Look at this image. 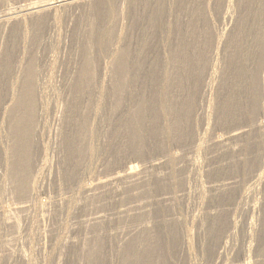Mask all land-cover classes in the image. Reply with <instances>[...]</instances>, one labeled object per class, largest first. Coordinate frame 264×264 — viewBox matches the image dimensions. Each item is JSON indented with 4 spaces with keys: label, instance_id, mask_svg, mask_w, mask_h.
<instances>
[{
    "label": "bare ground",
    "instance_id": "1",
    "mask_svg": "<svg viewBox=\"0 0 264 264\" xmlns=\"http://www.w3.org/2000/svg\"><path fill=\"white\" fill-rule=\"evenodd\" d=\"M174 3L175 0H38L36 2L31 1L30 3L20 5L19 0H0V5L2 7L0 9V66L5 71V74L3 72L2 76L6 83V92L8 95V97H5L4 102L3 99H0V110H2L3 113L1 116V119H3L1 126L2 128L8 126L14 141L12 153H8L4 150L5 159L10 160V158L16 154L14 151L18 148L23 149L22 154L24 158L21 159L41 157V153H36L35 155L32 153L40 147L38 144L39 147L35 144L33 138V135L38 130L37 128H39L37 127L36 118H44L49 114V99L54 100L56 96L57 98L54 100L51 108L56 110L55 112L59 114L60 120L64 121L65 118H69V112L72 109H74L75 112L72 119L74 120L76 133L74 139H72L70 143L69 152L71 155L90 154L92 159L94 154L109 153V147L113 148L117 144L121 146L124 144L122 142L128 144L129 139L136 142L137 146L136 149L129 144V147L132 148L130 151H144L147 149L146 147L150 136L153 137L156 142L160 140V144L154 146V150L179 149L185 146L183 145L184 139L187 140L186 145H188L189 140L192 142L190 148L203 147V145H201L202 138H200L201 136L197 137L196 133H194L191 122L196 112H198L199 107H202L204 104L200 103V99L208 95L206 92L210 81L213 80L216 82L217 78L215 75L219 78L220 73L222 79H225L224 77L227 73L229 77H231L230 85L233 89L231 91L229 90V94L232 102L241 101L239 93L236 92L237 88H235L239 85L242 87L239 92L243 91V88L246 92L244 96V101L246 103L245 106L238 105V108H240L239 112L241 113L239 115L240 118H231L229 119L231 120L230 123L227 119L228 121L226 123H229L231 127L228 128L224 123L226 125V128L225 126L223 127L224 133L218 134V132H215V127L218 126L219 120L216 119L215 122L211 123L210 117L213 114H209L212 111L210 108L216 110L218 107L216 102L209 101L207 107L210 108L207 112H209L208 118H210V120L207 123L208 125L205 123V125H207L204 130L206 134L202 135L206 136H204L205 138L203 137V141L206 140L205 142H209L207 146L223 145L226 148L230 147V149L234 147L233 144L264 142V0H178L177 4L179 5L176 10L173 8ZM228 21L232 24L231 26H229V24V27H223L221 31L219 28H216V26L218 27L217 22L226 25ZM76 29L79 30L80 36L85 41L86 46L83 48L82 52H80L82 60H80L79 65L76 68L70 67L66 71L67 76L65 77V83H67L68 78H70V81L68 85H64L63 83L61 89V86L54 84V82L52 83L53 79L50 75L52 80H48L49 78L40 79V77L43 71L52 73L56 70V68H58V63L60 67H65V65L62 64L64 61L69 60L70 62L72 59H77L71 56H77L79 53L78 49L73 50L71 48V50L66 49L67 51L64 49L69 44H67V40L70 32L72 34ZM74 37L75 36L72 34L71 40ZM10 41H12V47L11 50L7 51L5 49H7ZM13 44H15L16 47H13ZM45 51L48 52L45 53ZM220 54H224V57H219ZM227 57L230 58L229 61L231 60L232 63L230 67L225 63L228 59ZM220 58L223 59L224 63L222 67H220L219 61V66L216 65L217 60ZM141 70H145V73L147 72L146 70H148L151 73L150 76L147 75L148 78H150L148 81V88L146 89H151L150 92L155 95L154 101L149 100V94H141V90L134 86L136 81H141L140 78H142V76L139 75ZM116 73H119V77L115 78L114 75ZM45 77H48V74ZM153 82L155 83V88L152 89L151 84H153ZM211 83L213 85L215 84L213 82ZM213 85L211 88H213ZM60 90L61 93H63V91L67 93V98L63 99L66 101V104L62 107H60ZM237 94L238 98H236ZM133 96L138 98V101H140L138 105L140 106L135 107L134 115L131 119L132 121L129 124V126H133L132 133L128 134V126L126 127L123 118H126L129 112H132L131 108L134 105L132 104V106L129 104L132 98L129 100L128 97ZM211 98L212 96H210V99ZM131 102L132 101H130V103ZM148 114L154 119L149 121L148 116L146 118ZM217 115L218 110L216 112V116ZM46 125L48 126L47 123ZM151 126L154 128L153 135L149 132ZM197 127L198 126H196V128ZM5 136L7 135L5 134ZM196 137L199 142L193 145V139L196 140ZM123 139L124 141H122ZM34 148L36 150H34ZM6 149L8 150L7 147ZM234 150L233 153L235 152ZM246 151L247 149L244 154ZM225 155H227V153ZM195 156L198 157L196 154ZM241 157L243 156L241 155ZM91 159L90 162L92 161ZM161 159L160 161H150L148 165L145 164L146 166L144 168L139 167L140 165L138 164H130L127 168V172L122 173L126 175L125 177H113L114 181H111L109 184H107V181L103 186H111V188L121 187L119 189L121 190V183L125 180L126 182L130 180L134 183L140 182L143 177L142 173H144L145 170H158L159 167L164 164V160ZM176 159V154L170 155L166 159V163L170 164L171 168L169 173H167L169 175L166 177L170 186L171 184L173 186L177 184ZM196 160L198 159H193L190 156L187 163L193 168H196L198 164ZM46 162L48 161L44 160L43 164ZM246 163L247 162L243 164L244 167ZM87 164L92 165L91 163ZM43 166L42 169L44 168ZM91 167H89L90 170ZM23 168V174L18 175V177L16 176L17 178L14 179V186L21 191L19 192L21 197H18L21 199L18 200L20 201V203H18L19 205H14V207L2 206L0 210V212L3 213V225L12 227L13 229L19 228L21 214L27 212L28 208L32 207L34 203V201H32V204H30L28 202L29 200L26 202L23 201V199L29 198L26 197V195H28V191H31V186L34 188H32L33 191L36 190L37 181L35 180V176H33V169L30 163ZM86 168L87 167H85V171H88ZM199 169L202 168L200 167ZM36 174H38L37 171ZM89 175L91 176L92 174L89 173ZM32 177L34 178L32 179ZM71 179L73 178L71 177ZM79 181L80 180H78V182ZM243 182H245V180H243ZM252 182L249 189H254L264 184V165L262 172H258V174H256V179L252 180ZM178 183L180 182L178 181ZM82 184L83 183L80 185ZM202 184L204 186L199 185L196 190L201 200L208 197L210 192L218 190L219 187H222V189L224 187L228 189L231 187V183L227 182H221L217 187L215 185L206 186L204 182ZM91 187L93 186H83L82 196L78 195L75 198L72 197V199H67V197L60 199V203H58L57 207L60 206L69 210L67 204L71 208L77 206V204H82V198H86L85 193L88 191V188ZM70 188H72V186ZM134 189H138V186ZM149 189L152 191V189L147 186V195L153 193L151 192L149 194ZM189 189L191 190L192 188L189 186ZM257 189H259V187ZM2 190L4 191V189ZM182 192L181 199L187 198V192L184 190H182ZM121 193L123 194V192ZM178 193L179 192H177V195H180ZM240 193H242V191ZM130 194L136 202L140 203L136 205L139 206V208H135L134 206H131L128 210L124 208L119 211L120 214L118 215L131 216L133 210L138 212L136 215L135 212H133L132 215L135 217L134 223H136L134 229L137 228L136 230H141V234L137 236L135 244L137 247L136 250H143V247H157L160 244V236L151 239L147 235L150 230H153V225H151L153 222L151 220L152 216L138 211L140 208L142 209V203H145L147 199L149 201L150 197L147 195L145 197L144 194H141L137 190L132 191ZM153 196L156 197L155 195ZM142 199H144L143 202ZM165 199L171 201L174 197H166ZM202 202L204 203V201ZM261 204L260 209H258L257 217L255 216L257 206L249 204V209L244 205L242 206V209L245 211L247 210L248 214L244 226L242 224L240 228L239 221L236 220L237 212H235L234 215H229L226 221L220 222V226L216 230L217 236L214 234V243H211L212 246L209 248L206 259H204V264H226L228 262L229 264H264V198ZM51 209L52 207L43 210L41 216L43 217V215L46 212H50ZM233 210L236 211V209ZM251 210L253 216H251V220H249L248 217ZM117 213L118 211L116 214ZM162 214L164 215V213ZM28 216H30L29 213ZM209 217H211V215H208V218ZM255 217L257 220L253 219ZM197 220V217H193L191 225H188L185 221L183 228H181L183 236L182 243L185 247L188 259L185 264H202L198 258L194 261L192 256L195 239L194 235L197 233L194 226L198 224ZM207 222H205V225L201 224L202 228L199 229L202 230L205 227L209 234H211L212 225ZM132 230H128L127 232H125L126 230H118L117 232L114 231V233L115 235L119 232L121 235L123 233L129 235L133 232ZM144 235H147V237L143 238ZM237 236H241L242 239L239 240ZM234 238H237L240 243H235L232 246L230 244V242H232L230 239ZM70 239L66 235L56 238L53 240V247L55 246L54 248H56L61 245H66L74 240ZM229 244L232 247H229ZM168 246L169 245H167V248ZM95 247L96 244L94 248ZM226 247L230 250L232 249V252L229 254L226 253V251L224 252L223 249ZM160 248L161 247H159V249ZM195 252L197 251L195 250ZM144 254L145 251H142L140 257L143 258ZM17 255L19 256L18 258H21L22 262L30 264L31 258L25 253L18 251ZM0 256H2V253ZM140 257L136 255L137 263L138 260L143 263ZM154 258L155 254L150 252V261ZM167 259L165 257L163 260L159 261L157 258V260H155L156 262H150L149 264H168L166 262Z\"/></svg>",
    "mask_w": 264,
    "mask_h": 264
},
{
    "label": "rangeland",
    "instance_id": "2",
    "mask_svg": "<svg viewBox=\"0 0 264 264\" xmlns=\"http://www.w3.org/2000/svg\"><path fill=\"white\" fill-rule=\"evenodd\" d=\"M19 1H20V5H22V4L30 3L31 1L36 2L38 0H19ZM177 2H178V0H175V3L173 5L174 6L173 8L175 10H176L177 6L179 5V4H177ZM1 8L2 7L0 5V9ZM217 23H218V27L216 26V28H219V30L221 31L223 27H227L230 24V21H228L226 23V25L221 24L219 22H217ZM231 25L232 24H230L229 26H231ZM59 28L63 29L61 27H59ZM74 31L72 32V34L75 37L71 40L72 34L70 32V35H69L68 40H67V44L68 43L69 44L64 49L65 50L66 49L71 50V48L73 50L78 49V52H79L78 55L75 57L71 56V57L77 58V59H72V60H70V62H69V60L64 61L62 64L65 65V67H60V64L58 63V68H56V70H54L52 72L53 75L51 72L48 73V71H47V73H46V71H43L41 73L42 75L40 74L41 75L40 79H45V78L46 79L49 78L48 80L53 79L52 83L54 82V84L61 86V89H62L63 83H64V85H68V83L70 81V78H68L67 83H65V81H66L65 77L67 76L66 71L70 67L76 68L79 65L80 60H82L81 56H80V52H82L83 48L86 46L85 41L80 36L79 30L76 29ZM11 47H12V41L9 42V45H8L7 49H5V50H7V51L11 50ZM13 47H16V45L13 44ZM47 52L48 51H45V53H47ZM223 55L224 54H220L219 57H224ZM227 58L228 59L225 63L230 67V66H232V63H231V60L229 61L230 58L229 57H227ZM218 61L220 62V67H222V64H224L223 59L220 58L217 60V64H216L217 66H219ZM146 71L147 72L145 73V70H141V72L139 73V75L142 76V78H140L141 81H136L134 83L135 84L134 86H136L137 89L141 90L140 91L141 94H144V93L149 94L150 95L149 100L154 101L155 95L150 92L151 89H146V88H148V81L150 78V77L148 78V76L151 75V73L148 70H146ZM0 72H1L0 73V99H3V102H4L5 97H8V95L6 92L7 91L6 83H5L3 76H2V73L4 72V74H5V71L1 68V66H0ZM47 74H48V77H45V76H47ZM49 75L52 77V79ZM219 75H220L219 78H218V76L215 75V77L217 78L216 82H214L213 80L210 81V83L207 87L208 90L206 92V94H208V95H205L200 99V103H204V104L202 107H199L198 112H196V115H194L195 117L191 122L194 133H196L197 137L201 136L200 138H202L201 139V143H202L201 145H203V147H191L190 148V145L192 144V142L189 140L188 145H186L187 140L184 139L185 141H183L184 142L183 145H185V146H183L179 149L173 148L174 150H172V149L154 150L153 149L154 146L160 144V140H158L156 142L155 139L150 136L148 143H147V147H146L149 151V154H148L147 149L144 151H141V150H139V151H134V150L132 151L131 150L130 151V149H132V148L129 147V144L131 145V147L136 148V149H137V146H136V142L129 139L128 144H126V142H122L124 144L121 146L119 144H117L113 148L109 147L110 148L109 153L94 154L92 156V159H91L90 154L77 155L78 157L76 155H71L69 152L70 143H71V140L74 139V135L76 133V128H75L74 122H73L74 120L72 119L74 117L73 114L75 112H74V109H72L71 111L69 110L70 111L69 112L70 120L68 117L65 118L64 121L60 120L59 114L57 112H55L56 111L55 109L53 110L51 108L54 100L57 98V96H56V98H54V100L49 99V103H48L49 114L46 115L44 118H41V117H40V119L36 118L37 127H39L40 129L37 128L38 130L33 135V138L35 140V144L36 145L38 144L40 147L37 145L39 147V148H37L38 150H36L34 148V150H36L37 152L35 151L32 153H34V155L36 153L37 154L41 153L42 154V155L40 154L41 157L40 158L21 159V158H24V155L22 154L23 149L18 148L16 151H14V153H16V154H14V156L12 158H10V160H6L4 153H5V151L8 153L13 152L12 148L14 149V141L12 139V136L10 134V130L8 129V126L6 128L5 127L2 128V126H1L2 120H3V119H1L2 118L1 116L3 115V113H2V110H0V120H1L0 121L1 122L0 123V127H1L0 128L1 129L0 130V136H1L0 137V178H1V180H0V191H1L0 192V194H1V196H0V200H1L0 201V203H1L0 204V210H1L2 206L14 207V205H19L18 203H20V201H18V200H21V199L18 197H21V195L19 193L21 191L17 187L14 186L15 185L14 179H16L18 177V175L23 174V172H24L23 167H25L29 163L33 169V176H35V178H36L35 180H37L36 181V187L35 186L34 187L36 190H38V191L34 190L35 191L34 192L33 191L34 188L31 186V191L30 192L28 191V195H26V197H29V198L23 199V201H25V202L27 200H29L28 202L30 204H32V201H34V203H33L32 207H29L30 210L28 208L27 212L21 214V220H20L19 228L13 229L12 227L3 225V222H2L3 213L0 212V223L2 222L0 224V226H1L0 227V242L2 241L0 243V246H1L0 247V255L2 253V256H0L1 257L0 258V264H25L24 262H22L21 258H18L19 257L17 255L18 251H22V253H25L29 258H31L30 264H117V262H118V264H149L150 262L151 263L156 262L155 260H157V258L160 261V260H163L165 257H166V259L168 258L166 261L168 264H175V263L176 264H185L188 261V259H187L185 247L182 243V237L183 236H182L181 228H183V224L185 221H186L185 223H187L188 225H191L193 217L198 218V220H197L198 224H195V226H194L195 229L197 230V233L194 235L196 240L194 239L192 256L194 258L193 259L194 261L196 260V258H198L200 263L204 264V261H205L204 259H206L207 253L209 252V248L214 243L213 237L217 236L216 230L220 226V222L226 221V218L229 215H231V214L234 215L235 212H237L236 213L237 214L236 220L239 221V228L241 227L242 224L244 226V222L246 221L248 211L243 210L242 206L244 205L248 209H249V204L257 206V209L255 210V216L257 217L258 216V209H260V207L262 205L261 203H262L263 198H264V188H263L264 184L262 186L259 185L254 189H249V186H250L252 180L256 179V174H258V172L259 173L262 172V170H263V165H264L263 164L264 163V144L263 143L264 142L247 143V144H233L234 147L237 146V147H235V150H234V147H232L230 149V147L226 148L223 145L207 146L209 144V142L208 143L205 142L206 140L203 141L205 138L204 136H206V135H202V134H206L204 130H205V127H207V125H208L207 123L210 120V118H211V121H210L211 123L215 122L216 119L219 120L218 126L215 127V132H218V134H222V132L224 130L223 129L224 126H225V128H226V125L228 126V128L231 127V126H229L230 125L229 123L231 121L229 119L236 118V117L240 118L239 115L241 113L239 112L240 108H238V105L239 106H245V103H246L244 101V96H245L246 92H245L244 88L242 89L243 91L239 92L242 88L239 85H237V87H235V88H237L236 92H238L240 95V98H241L240 102L241 103L239 101H236L235 103L232 102V100L230 99V94H229L230 91L233 89L230 85L231 84V80H230L231 77H229L228 73L224 77L225 79L221 78V73ZM114 77L115 78L119 77V73H116L114 75ZM215 77H214V80H215ZM226 79H227V81H226ZM137 82H138V84H137ZM211 82H213L215 84L213 85ZM54 84H52V85H54ZM211 84L213 85V88H211V86H212ZM229 86H230V88H229ZM151 87H152V89L155 88L154 82H153V84H151ZM66 88H67V86H66ZM210 89H212V90H210ZM63 90H64V88H63ZM59 93H60V107H62L64 104H66V101H64L63 99L67 98V95H66L67 93H65L64 91H63V93H61V90ZM210 96H212L211 99H210ZM128 98H129V100H130V98H132L130 100L132 102L130 103V101H129V104H131V105L133 104L134 106L133 105H132L133 107L131 106L132 112H129L130 115L128 114V116L126 118H123V121H124L126 127L128 126V128H127L128 134L129 133L131 134L133 126H129V124L132 121L131 119L134 115L135 107L140 106V105H138L140 103V101H138V98L136 96L128 97ZM236 98H238V94L236 95ZM209 101H213L214 103L216 102L218 109L215 110L214 108L209 107L210 110H212V111L210 113L207 112V111H209L208 110L209 108L207 107ZM69 104H71V103H69ZM203 108H205V109H203ZM217 110H218V115L216 116ZM223 112H224V114H223ZM208 113L213 114V115L212 116L209 115L211 117L208 118ZM233 113H234V115H233ZM199 114H201V115H199ZM147 116H148L149 121L154 119L149 114L146 115V118H147ZM196 116H197V118H196ZM200 116H201V118H200ZM227 119L229 120V123H226L228 121ZM46 123L48 124V126L46 125ZM205 123L207 125H205ZM193 124H194V126H193ZM196 126H198V127L196 128ZM239 126H241V125H239ZM72 127L74 130L72 129ZM188 131H191V130H188ZM149 132H151V134L154 132L153 126H151ZM5 134L7 136H5ZM197 137H196V140L193 139V145H195L199 142V141H197ZM36 138L38 141L36 140ZM124 139H125V136H124ZM124 139L122 141H124ZM245 145H247V146H245ZM6 147L8 148V150L6 149ZM246 149H247V151L244 154ZM261 149H262V151H261ZM233 150L235 151L234 153H233ZM237 151H238V153H237ZM170 152H172V153H170ZM226 153H227V155H225ZM228 153H229V155H228ZM174 154L177 155V159H178V160L176 159V163H177L176 164V166H177V168H176L177 184L175 185L176 187L173 186L172 184L170 186L169 181L166 178L169 175L167 173H169V171L171 170L170 164L166 163V159L170 155H174ZM195 154L198 155V157H196ZM200 154H202V155H200ZM233 154H234V156H233ZM240 154L243 157H241ZM237 155L238 156L240 155V156L238 157ZM190 156L193 159H198V160H196L199 164V165L197 164L198 167L196 166V168H193L192 166H190L187 163V160H188V158H190ZM199 157H200V159H199ZM237 158H238V160H237ZM90 159L92 160L91 162H90ZM160 159L164 160L163 161L164 164L161 167H159L158 170H154V171L151 169H147L148 171L145 170L144 173H147V174L142 173L143 177L141 178L140 182L138 181V182L134 183L131 180L126 182V180H125L124 182L121 183V186H122L121 190H119L121 187L120 188H114V187L111 188V186H106V187L103 186V184L106 183L107 181H108L107 184H109L111 181H114L113 177H116V176H119V177L121 176L120 178L125 177L126 175L122 174V173L127 172V168L130 166V164H138V165H140L139 167L144 168L146 165L149 164L150 161H152V160L160 161ZM44 160L48 161V162L44 163L45 165L43 164ZM199 161H200V163H199ZM233 161H235V162H233ZM84 162H85V164H84ZM245 162H247V163L244 167L243 164ZM87 163H91L92 165L87 164ZM231 163H233V164H231ZM252 163H253V165H252ZM187 164H188V166H187ZM235 165H237L238 167ZM42 166L44 167L43 169H42ZM85 167H87L86 170H88V171H85ZM89 167H91V170L92 169L93 170L91 171L89 169ZM200 167L202 169H199ZM239 167H241V168H239ZM94 169H95V172H94ZM164 169H165V171H164ZM239 169H241V170H239ZM200 170H202V171H200ZM36 171L38 172V174H36ZM82 171H83V173H82ZM89 173L92 175L90 176ZM119 173H121V174H119ZM99 174H100V176H99ZM2 175L3 176L5 175V176L3 177ZM36 175H37V177H36ZM149 175L150 176L152 175L151 177L153 178V180ZM253 176H255V177H253ZM71 177L73 179H71ZM89 177H90V179H89ZM157 177H159V178H157ZM33 178L34 177H32V179ZM5 179H6V181H5ZM78 180H80V181L78 182ZM243 180H245V182H243ZM70 181H71V183H70ZM178 181L180 183H178ZM201 182L202 183L204 182V184L206 186L215 185L216 187L221 182H227V183H231V187H229V189L227 187H224L223 189H222V187H219L218 190L210 192V194H209L210 196L208 195V197L201 200V197L196 192L199 185L204 186ZM81 183H83V184L80 185ZM138 183H139V185H138ZM189 183H191V184H189ZM78 184H79V187H78ZM135 184H136V186H138V189H134L136 187ZM85 185H90L93 187L88 188V191L85 193L86 198L85 197L82 198V204H77V206H73V208L69 207L67 204V208H69V210L68 209L66 210L65 208L60 207V206L57 207L58 203H60V199H62L64 197L65 198L67 197V199H72V197L75 198L78 195L82 196L83 189H84L82 187ZM71 186H72V188H70ZM147 186H148V188L152 189V191L149 189L150 192H148V193L150 194L151 192H153L151 194L155 195L156 197H154L151 194L147 195V193H146ZM189 186H190V188H192L191 190L189 189ZM37 187H38V189H37ZM173 187H175V188H173ZM258 187H259V189H257ZM96 188H98V189H96ZM2 189H4V191ZM175 189H176V192H175ZM245 189H247L248 191ZM136 190L138 192H140L141 194H144L145 197H146V195L150 197L149 198L150 200L148 201V199H147V201L145 203L143 202L144 199H142V202H143L142 203V209L140 208L138 210L139 212L142 211V212H144V214L147 213V214H150V216H152L151 220L153 222L151 223V225H153L152 226L153 230H150V232H148L149 233V234H147L148 237L151 239H153V238L155 239V238H158L160 236L159 237L160 244L157 247H150V248L149 247H143V250H140V251L136 250L137 247L135 246V244H136L137 236H139L141 234V230H136L137 228L134 229L136 227V223H134L135 217L132 216L133 212H135V215L138 212H136L135 210H133V211L131 210L132 211L131 216L118 215V214H120L119 211L124 209V208H126L127 210L129 208H131V206L132 207L134 206L135 208H139V206H136V205H138L140 203L136 202L135 199H133V197L130 194L132 191H136ZM182 190L187 192V194H188L187 198L181 199V194L183 193ZM192 190H193V192H192ZM241 191H242V193H240ZM121 192H123V194ZM177 192H179L178 194H180V195H177ZM67 193H68V195H67ZM2 194H3V196H2ZM36 194H37V196H36ZM93 194H95V195H93ZM169 195H171V196H169ZM189 195H191V196H189ZM178 196H179V198H178ZM166 197H172V198L174 197V199H172L171 201L170 200L168 201L165 199ZM240 197H242V198H240ZM31 198H32V200H31ZM120 198L122 201L120 200ZM198 199H200V200H198ZM220 199H221V201H220ZM237 200L240 203H238ZM257 200H259L260 202ZM202 201H204V203ZM53 202H54L55 206L53 205ZM170 202H171V204H170ZM200 202H202V203H200ZM255 203L256 204L258 203V204L256 205ZM3 204H5V205H3ZM94 204H96V205H94ZM240 204H241V206H240ZM49 207H52V209L50 210V212H46L43 215V217H44V219H43V217L41 216L43 214V210H46L47 208L49 209ZM182 207H183V209H182ZM33 208H35V209H33ZM185 209H186V211H185ZM233 209H236V211ZM117 211H118V213L116 214ZM11 212H13V211H11ZM28 213L30 216H28ZM162 213H164V215ZM182 213L185 215H183ZM252 214L253 213L251 210L249 212V217H248L249 220H251L250 217L253 216ZM208 215H211V217L208 218ZM256 217L253 219L257 220ZM168 218H170L171 220ZM179 220H181V221H179ZM202 220H203V222H202ZM207 221L209 222L210 225H212L211 226V234H209V232L205 229V227L202 230L199 229V228H202V225L203 224L205 225V222H207ZM214 222H215V224H214ZM164 226H165V229H164ZM154 228H156V229H154ZM132 229H134V230H132ZM118 230H126L125 232H127L128 230H132L133 232L129 235H125V233H123L121 235L120 232L117 233V235H115L114 231L117 232ZM134 231H136V232H134ZM99 232H101V233H99ZM200 233H201V235H200ZM132 234H134V235H132ZM214 234H215V236H214ZM65 235L68 236L69 239L71 238L70 240H73V239L74 240L70 241L66 245H61L59 247L54 248L55 246L53 247V242H54L53 240L56 238L65 236ZM147 235H144L143 238H146ZM167 237H168V240H167ZM38 238H40V239H38ZM212 238H213V240H212ZM238 239L241 240L242 239L241 236L238 237ZM230 240L232 241V242H230V244L232 246L235 243H240L237 240V238L236 239L235 238L230 239ZM95 244H96V247L94 248ZM230 244L228 246L232 247ZM167 245H169L168 248H167ZM6 246H8V247H6ZM159 247H161V248L159 249ZM165 247H166V249H165ZM227 247L224 248L223 250H224V252L226 251V253L229 254L232 252V249L230 250ZM201 248H203V249H201ZM195 250L197 252H195ZM12 251H14V252H12ZM142 251H145L143 258L140 257ZM150 252H153L155 254V258L152 259L151 261L149 259ZM165 252H166V254H165ZM171 254H173V255H171ZM136 255H138L142 259L143 263L139 262L140 260H138V263H137ZM161 257H162V259H161ZM173 259H174V261H173ZM178 261H180V262H178ZM226 264H229V262Z\"/></svg>",
    "mask_w": 264,
    "mask_h": 264
}]
</instances>
